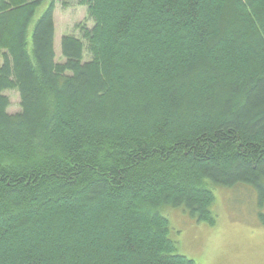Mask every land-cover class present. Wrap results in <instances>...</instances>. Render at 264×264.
Returning <instances> with one entry per match:
<instances>
[{
    "label": "trees",
    "instance_id": "trees-1",
    "mask_svg": "<svg viewBox=\"0 0 264 264\" xmlns=\"http://www.w3.org/2000/svg\"><path fill=\"white\" fill-rule=\"evenodd\" d=\"M80 5L58 63L56 0H0V264H197L165 208L264 205V0Z\"/></svg>",
    "mask_w": 264,
    "mask_h": 264
},
{
    "label": "rangeland",
    "instance_id": "rangeland-1",
    "mask_svg": "<svg viewBox=\"0 0 264 264\" xmlns=\"http://www.w3.org/2000/svg\"><path fill=\"white\" fill-rule=\"evenodd\" d=\"M82 0H56V61L64 63L61 38L75 35L83 38L84 27L93 29L89 7ZM0 51V66L3 63ZM86 59H89L88 56ZM9 98V114L22 112L18 90L3 93ZM212 214L215 224L198 222L181 209L165 208L171 237L178 253L197 264H264V205L259 203L255 190L248 186L215 190Z\"/></svg>",
    "mask_w": 264,
    "mask_h": 264
}]
</instances>
